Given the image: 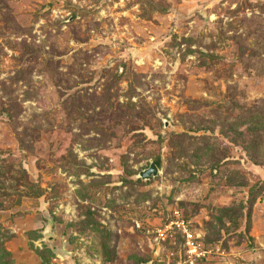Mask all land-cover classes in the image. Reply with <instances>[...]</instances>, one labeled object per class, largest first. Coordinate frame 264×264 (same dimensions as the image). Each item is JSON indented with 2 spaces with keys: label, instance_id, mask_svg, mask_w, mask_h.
I'll list each match as a JSON object with an SVG mask.
<instances>
[{
  "label": "rangeland",
  "instance_id": "obj_1",
  "mask_svg": "<svg viewBox=\"0 0 264 264\" xmlns=\"http://www.w3.org/2000/svg\"><path fill=\"white\" fill-rule=\"evenodd\" d=\"M0 264H264V0H0Z\"/></svg>",
  "mask_w": 264,
  "mask_h": 264
},
{
  "label": "water",
  "instance_id": "obj_2",
  "mask_svg": "<svg viewBox=\"0 0 264 264\" xmlns=\"http://www.w3.org/2000/svg\"><path fill=\"white\" fill-rule=\"evenodd\" d=\"M158 170L155 164L149 165V167L138 174V177L144 181L148 180L150 177L157 176Z\"/></svg>",
  "mask_w": 264,
  "mask_h": 264
},
{
  "label": "built area",
  "instance_id": "obj_3",
  "mask_svg": "<svg viewBox=\"0 0 264 264\" xmlns=\"http://www.w3.org/2000/svg\"><path fill=\"white\" fill-rule=\"evenodd\" d=\"M186 235V245L188 246V252H196L197 251V247L196 245L194 244V240L192 239V235L191 234H187L185 233Z\"/></svg>",
  "mask_w": 264,
  "mask_h": 264
},
{
  "label": "trees",
  "instance_id": "obj_4",
  "mask_svg": "<svg viewBox=\"0 0 264 264\" xmlns=\"http://www.w3.org/2000/svg\"><path fill=\"white\" fill-rule=\"evenodd\" d=\"M157 165V164H156Z\"/></svg>",
  "mask_w": 264,
  "mask_h": 264
}]
</instances>
